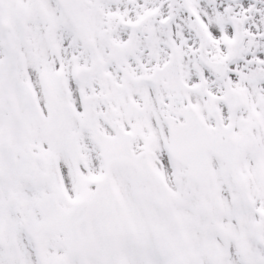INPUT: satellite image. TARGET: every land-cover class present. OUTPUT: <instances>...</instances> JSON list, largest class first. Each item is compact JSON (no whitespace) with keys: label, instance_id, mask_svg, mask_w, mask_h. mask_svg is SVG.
<instances>
[{"label":"snow or ice","instance_id":"snow-or-ice-1","mask_svg":"<svg viewBox=\"0 0 264 264\" xmlns=\"http://www.w3.org/2000/svg\"><path fill=\"white\" fill-rule=\"evenodd\" d=\"M0 264H264V0H0Z\"/></svg>","mask_w":264,"mask_h":264}]
</instances>
